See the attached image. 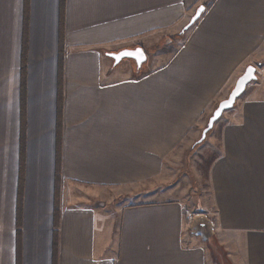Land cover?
I'll use <instances>...</instances> for the list:
<instances>
[{
	"label": "crops",
	"instance_id": "crops-1",
	"mask_svg": "<svg viewBox=\"0 0 264 264\" xmlns=\"http://www.w3.org/2000/svg\"><path fill=\"white\" fill-rule=\"evenodd\" d=\"M158 45L141 71L108 55ZM263 62L264 0H0V264H264V65L212 129L218 242L173 184ZM122 193L136 201L91 203Z\"/></svg>",
	"mask_w": 264,
	"mask_h": 264
},
{
	"label": "rangeland",
	"instance_id": "rangeland-1",
	"mask_svg": "<svg viewBox=\"0 0 264 264\" xmlns=\"http://www.w3.org/2000/svg\"><path fill=\"white\" fill-rule=\"evenodd\" d=\"M160 50L164 51L163 49H159V45L156 47L147 48V53H148L147 60L152 61L155 54L158 52H161ZM162 54L163 53L161 52L160 55ZM110 59L114 62V66H121V65H124L126 62L133 60V59H124L120 63L116 64L113 58L110 57ZM133 61L136 64L135 69L137 71V63L135 60ZM149 61H146L140 67L141 69L139 71L146 68V66H148L147 64H150ZM253 65H255L257 68V71H256L257 79L249 83L250 85L259 81L260 79L259 74L262 71V68L259 69V67H262L264 65V62L258 63V64L256 63ZM261 74L263 77L264 73L262 72ZM221 119L222 117L219 120H217V122L215 123V126L219 125V122ZM213 132H214L213 130L210 131L205 140L197 143L196 145H194V148L190 149L188 163L186 164L184 163L182 167L174 168L175 175H173V184H176V186L180 189L179 195L182 196V201L186 203L190 214L191 213L193 214L191 216L196 217L195 222L204 223L206 225L205 227V233H207L206 238H209V239H212V241L215 240L216 242H218L216 233L213 231L211 232V230L214 229V226H213L214 215L212 214V211L209 210L210 208L207 207L206 205V202L209 201L208 198L210 197L209 185H208V180H207V172H208V167H209L211 157L214 154V149L212 148L211 145H209L210 138L212 137L211 134ZM71 186L72 184H67L62 181L58 182L57 192L59 193V195L61 194V197L62 196L64 197L65 203L66 201H68V203L75 202L77 199L76 198L77 194L80 193V191H78L76 187H71ZM113 196H114L113 194H108L107 196H105V198H99V199L92 198L91 203L94 206L103 205V207H107L108 210L112 211L117 208H120L124 204L132 203L133 201H136V199L133 198L130 193L129 194L122 193L121 195L114 196V197ZM19 227L22 228L21 223L19 224ZM219 249L221 248L219 247L215 248L214 251L219 250ZM19 255H20V250L18 251V256ZM220 257L222 258V256ZM216 259L218 260L219 258H216Z\"/></svg>",
	"mask_w": 264,
	"mask_h": 264
},
{
	"label": "water",
	"instance_id": "water-1",
	"mask_svg": "<svg viewBox=\"0 0 264 264\" xmlns=\"http://www.w3.org/2000/svg\"><path fill=\"white\" fill-rule=\"evenodd\" d=\"M204 10L205 5L197 8L189 23L184 27V31L200 18ZM108 55L114 59L116 64L120 63L124 59H133L136 61L139 69L147 61V53L142 46L136 48H125L118 52H110ZM256 71L257 68L255 65L251 64L247 66L243 74L236 81V84L228 97L223 99L212 112L205 128L203 129L199 142L206 139L208 133L214 128L215 123L222 117L224 112L234 107L237 99L245 92L248 84L257 79Z\"/></svg>",
	"mask_w": 264,
	"mask_h": 264
},
{
	"label": "trees",
	"instance_id": "trees-1",
	"mask_svg": "<svg viewBox=\"0 0 264 264\" xmlns=\"http://www.w3.org/2000/svg\"><path fill=\"white\" fill-rule=\"evenodd\" d=\"M62 44V38H60V46ZM62 65H63V50L60 48V76H61V73H62ZM25 67V66H24ZM57 177H59L61 175V172H60V161H59V158H58V162H57ZM59 215H60V211H58V209L56 208L55 210V218H54V224H55V229H54V244L57 245V238H58V227H59ZM21 228H18V234H20V231ZM20 257V255H19Z\"/></svg>",
	"mask_w": 264,
	"mask_h": 264
}]
</instances>
